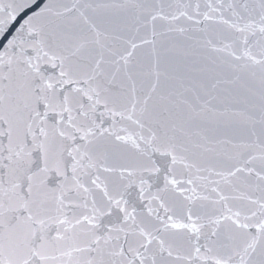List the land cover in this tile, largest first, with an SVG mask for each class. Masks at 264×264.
<instances>
[{"label":"snow or ice","instance_id":"snow-or-ice-1","mask_svg":"<svg viewBox=\"0 0 264 264\" xmlns=\"http://www.w3.org/2000/svg\"><path fill=\"white\" fill-rule=\"evenodd\" d=\"M0 264H264V0L0 2Z\"/></svg>","mask_w":264,"mask_h":264}]
</instances>
